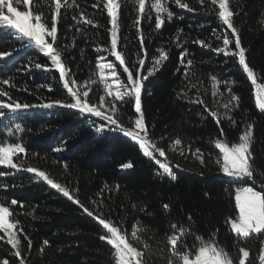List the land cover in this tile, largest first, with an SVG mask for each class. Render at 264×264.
Wrapping results in <instances>:
<instances>
[{"label": "trees", "instance_id": "1", "mask_svg": "<svg viewBox=\"0 0 264 264\" xmlns=\"http://www.w3.org/2000/svg\"><path fill=\"white\" fill-rule=\"evenodd\" d=\"M186 2L194 11L189 13L170 3L174 18L171 22L166 21L159 31L154 30V12L152 23L142 21L140 25L147 37L145 45L150 59L154 53L158 58L159 49L169 52V59L145 82L142 107L150 138L157 142V147L165 150L177 176L175 181L157 174L158 166L144 157L129 138L118 131L97 132L96 127L106 122L75 109L54 107L21 111L11 120L8 113L0 119V140L22 141L35 166L68 187L85 207L93 211L99 207L105 216L123 223L129 235L133 229L143 228L144 231L139 233L141 242L136 246L145 253V264H168L169 259H173L167 243V236L174 232L172 223L190 229V234L184 238L189 246L196 243V235L208 238L214 234L215 239L237 257L242 256L240 247L248 250L246 264H260L259 257L264 254V234L237 237L227 223L238 212L234 202V189L238 185L215 163L218 150L213 141L219 138L222 127L225 135L235 142L246 124L251 122L254 139L250 151L257 171L264 172V113L255 105L254 86L238 64V58L213 50L222 47V40L216 36L230 33L218 19V6L211 5L210 0H205L204 4L199 0ZM78 3L89 15L96 14L103 27L61 24L58 43L69 45L68 67L74 78L89 85V102L98 104L99 97L105 93L96 70L101 53L95 48L109 46L107 29L111 25L106 11L100 13L102 5L93 7L97 0H78ZM229 6L242 46L246 48V58L258 75L264 77V0H230ZM135 18V6L131 2L127 7L122 5L121 46H126L130 58L134 51H139V37L133 27ZM66 24L73 25L71 18ZM77 28L84 30L85 35L82 36ZM73 39L76 47H71ZM195 40H204L211 47H202L193 43ZM14 43L11 33H5L0 36V51L8 50ZM184 52L188 53L185 65L187 59H192L193 66L181 64L180 56ZM103 54L109 61L114 60L107 53ZM37 62L50 70L32 67ZM148 67L146 62L145 68ZM118 71L126 80L122 69ZM212 76L233 81L232 92L241 97L240 108L232 113L237 121L235 126L226 121L218 126L204 112V105L189 102L188 98L199 94L209 108L223 112L220 95H212ZM0 77L17 85L15 88L3 87L19 101L39 103L38 97L45 98V102L47 98L58 97L71 102L58 71L52 69L50 61L36 49L20 52L6 68L0 66ZM220 91L226 93L225 85L220 86ZM120 115L121 123L132 127L134 101L125 103ZM15 123H21L25 130L8 138L7 129H14ZM177 138L182 143L173 149ZM57 146H62L63 150L55 152ZM197 149L204 153L203 165L196 158ZM127 162L133 167L123 168ZM0 171L12 173L0 177L8 184L7 189L0 188V199L7 197L18 201L13 207L23 213L18 219L28 239L32 240L29 251L27 240L21 235L25 264H115L114 250L99 238L105 230L79 205L35 178L33 173L15 172L2 166ZM20 203L24 205L22 209ZM164 204H169V209H165ZM44 240L49 242L48 245L43 244ZM14 251L6 239L0 240V264L4 259L9 264H19L21 258L16 257Z\"/></svg>", "mask_w": 264, "mask_h": 264}, {"label": "snow or ice", "instance_id": "2", "mask_svg": "<svg viewBox=\"0 0 264 264\" xmlns=\"http://www.w3.org/2000/svg\"><path fill=\"white\" fill-rule=\"evenodd\" d=\"M129 2L135 6L136 18L133 20V27L136 28L139 37V51H134L131 58L129 52L125 50L126 46H121L122 25L120 22L122 5L127 7ZM199 2L204 4L205 0H199ZM170 3L189 13L194 11V8L186 0H150V2L149 0H97V4L93 5L94 8L102 5L100 13L106 11L111 27L107 29L110 34L109 46H97L95 48L97 53H101L96 63V70L105 95L99 97L98 104H92L89 102V85L74 78L71 68L68 67L69 45L64 44L62 46L59 44L58 37L61 24L66 27L81 24L95 28L103 27L97 15H89L80 7L78 0H0V36L10 32L15 42L8 50L0 51V66L6 68L10 61H15L16 55L20 52L36 49L50 61L52 69L58 71L62 87L71 98V102L58 97L47 98V102H45V98L40 97H38L39 103L22 102L14 98L12 93L3 87L15 88L17 85L8 78L0 77V119L8 116V113L11 114L8 116V119L11 120L21 111L52 109L54 107L75 109L82 114L98 117L106 123L96 127L97 132L108 130L122 133L123 136L138 146L144 157L158 165L157 174L167 176L175 181L177 176L167 161L165 150L157 147V142L150 138V129L146 124L145 112L142 107V92L145 89V82L154 76L169 59V52L159 49L158 58L154 53L150 59L149 50L145 45L147 37L140 25L142 21L152 23L154 12V30L162 29L166 21L171 22L175 15L170 8ZM210 3L213 6H218L216 9L218 19L230 30V33L224 32L216 36L217 39L222 40V47L213 50L217 53H223L225 56L238 58V64L242 66L247 78L254 86L255 105L260 112L264 113V77L258 75L246 58V48L242 46L239 30L234 26V13L230 10V0H210ZM69 18L73 21L72 26L66 24ZM77 31L82 36L85 35L84 30L77 28ZM177 36L179 37V33ZM193 43H198L202 47H211L204 40H195ZM178 46L182 45L178 44ZM71 47H76L75 39L72 40ZM103 53H107L114 60L109 61ZM187 54L184 52L180 56L182 65H185ZM146 62L149 64L147 69L145 68ZM193 64L192 59H187L185 66L191 67ZM32 67L35 69L43 67L45 70H50L38 62L34 63ZM118 69H122V73L126 74V80L121 78ZM184 75L187 77L188 73L185 72ZM211 80L212 95L219 94L221 97L222 113L219 110H212L204 104L199 94L195 98H188L187 93L183 95L189 99L190 103L204 105V112L211 116L218 126L225 121L230 126H235L237 121L232 113L240 108L241 97L232 92L231 85L234 82L218 79L216 76H212ZM96 82L93 81V83ZM222 84L226 87V93L220 91ZM192 86L195 87V85ZM24 90L27 91V89ZM48 90L52 91L51 87ZM129 100L134 101V119L131 120L133 125L131 128L125 127L121 123L120 115L124 104ZM24 130L21 123H15L14 129L8 127L7 137L13 138L15 133ZM253 139V125L249 122L235 142L225 135L222 127L219 138L213 141L214 148L218 150V158L215 163L219 165L226 177L231 178L238 185L234 189L235 209L238 212L227 223L232 232L241 238H248L252 234H264V172H258L254 165L253 155L250 151ZM181 143L179 138L175 139L174 145H172L173 149ZM62 150V146H57L54 149L55 152ZM196 152V158L203 165L205 163L204 153L199 149ZM160 158H164V160L162 161ZM0 166L15 170V172L33 173L35 178L42 180L52 189L79 205L84 213L97 221L105 230V233L99 238L106 241L114 250L115 264H145V253L136 246L141 242L139 233L144 229L135 228L129 235L123 223L114 222L110 217L105 216L99 207L95 211L85 207L70 192L68 187L51 178L45 171L31 162L29 149L22 141L0 140ZM122 167L132 168L133 164L127 162ZM64 168H68L67 163L64 164ZM11 174L0 171V177ZM249 181L251 182L250 185L247 184ZM0 188L7 189L8 184L0 180ZM92 203L95 204L96 201ZM17 204L18 201L14 198L10 200L7 197L0 199V240L6 239V243L15 250L14 255L21 258L19 264H25L22 257L21 235L23 234L24 239L27 240L29 251L32 248V240L28 239L24 227L18 219V216L23 213L18 212L13 207ZM23 207V203H20V208ZM163 207L169 209L170 206L164 204ZM171 227L174 232L167 236V243L170 246V255L173 259H169L168 264H246L248 261V250L240 247L239 252L242 253V256L237 257L219 243L214 234L208 238L196 235V243L189 246L185 243L184 238L190 234V229L178 223H172ZM48 243L47 240L43 241L44 245H48ZM259 260L260 264H264V254L260 255ZM2 264H9V262L4 259Z\"/></svg>", "mask_w": 264, "mask_h": 264}, {"label": "rangeland", "instance_id": "3", "mask_svg": "<svg viewBox=\"0 0 264 264\" xmlns=\"http://www.w3.org/2000/svg\"><path fill=\"white\" fill-rule=\"evenodd\" d=\"M258 109V108H257ZM259 110V109H258ZM129 128H131V127H129ZM122 134V133H121ZM162 161L164 160V158H160ZM167 161L170 163V165L172 166V163L170 162V159L167 157ZM158 166V165H157ZM164 176V175H163ZM165 177H167V176H165ZM227 178H229V177H227ZM229 179H231V178H229ZM253 235V234H252Z\"/></svg>", "mask_w": 264, "mask_h": 264}]
</instances>
